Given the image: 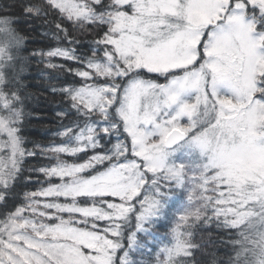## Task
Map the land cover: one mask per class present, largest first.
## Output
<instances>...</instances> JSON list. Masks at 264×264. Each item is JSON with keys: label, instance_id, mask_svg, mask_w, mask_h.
Listing matches in <instances>:
<instances>
[{"label": "snow or ice", "instance_id": "6c2138e0", "mask_svg": "<svg viewBox=\"0 0 264 264\" xmlns=\"http://www.w3.org/2000/svg\"><path fill=\"white\" fill-rule=\"evenodd\" d=\"M22 20L55 43L29 49ZM33 62L58 74L46 142L27 132ZM204 226L227 249L207 264H264V0L0 12V264H199Z\"/></svg>", "mask_w": 264, "mask_h": 264}, {"label": "trees", "instance_id": "16d2710c", "mask_svg": "<svg viewBox=\"0 0 264 264\" xmlns=\"http://www.w3.org/2000/svg\"><path fill=\"white\" fill-rule=\"evenodd\" d=\"M22 2L24 0H0V12L9 10L10 14L19 15V4ZM18 27L21 31L28 33L29 49L44 47L49 42L55 43L50 41V37L41 36L42 32L49 30L41 20H22ZM86 37L87 34L79 36V39L84 40ZM56 75L58 74L52 70L45 69L43 65H37L34 62L29 65L24 75L29 94L26 103L27 110L30 112L31 122L27 128L30 139L46 142L50 138L51 132L55 131L57 127L56 112L62 107V101L58 94L51 91L52 85L56 84V81L51 78ZM166 230L167 226H158L156 232L158 235H162ZM193 232L195 242L201 245L200 249L196 250L195 256L199 264H207L213 253L218 257L226 258L224 254L227 249L220 245L219 241L222 237L218 235L217 229L204 226L194 228Z\"/></svg>", "mask_w": 264, "mask_h": 264}]
</instances>
